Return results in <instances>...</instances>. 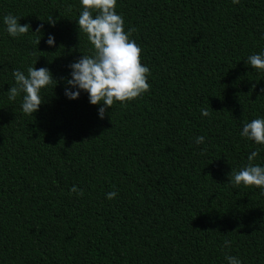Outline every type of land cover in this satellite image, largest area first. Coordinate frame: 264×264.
<instances>
[{"label":"trees","instance_id":"trees-1","mask_svg":"<svg viewBox=\"0 0 264 264\" xmlns=\"http://www.w3.org/2000/svg\"><path fill=\"white\" fill-rule=\"evenodd\" d=\"M81 11L0 0V264H264V189L229 179L257 149L264 167V145L240 135L264 118V70L248 64L264 53V0H117L151 87L103 118L86 91L65 95L69 64L95 52ZM9 13L26 35L8 34ZM30 66L58 83L26 115L8 90Z\"/></svg>","mask_w":264,"mask_h":264},{"label":"clouds","instance_id":"clouds-1","mask_svg":"<svg viewBox=\"0 0 264 264\" xmlns=\"http://www.w3.org/2000/svg\"><path fill=\"white\" fill-rule=\"evenodd\" d=\"M80 3L82 11L77 19L79 32L87 34L95 52L94 55L83 54L77 61L69 64L71 78L62 79H65L66 85L77 90L72 91L66 87L65 95L69 99H77L80 90L86 91L91 104H101L98 112L100 118H103L106 109L111 108L115 101L123 104L148 92L151 87L148 83V76L151 73L149 67L141 63L142 48L134 39H130L135 29L129 28L125 31L124 18L122 14L116 12L117 0H80ZM233 3L238 4L239 0H233ZM3 20L8 34L12 37L26 35L31 29L30 23L21 24L20 17L10 13L5 15ZM47 21L55 25L52 16ZM43 27L41 23L35 32L42 33ZM40 39L35 41L37 45ZM46 43L54 46V36L49 34ZM248 64L254 69L264 70V53L249 56ZM13 76L16 84L8 90V98L15 100L17 96L24 93L21 107L26 115H33L44 102L40 95L41 90L53 81L55 85L58 83L47 67L30 66L27 74L20 70H13ZM260 91L264 93V88ZM201 114L202 116L210 115L206 108L201 109ZM240 135L264 145V118H256L244 123ZM195 142L202 144L205 138L198 136ZM258 154V149L251 152L246 166L239 171L231 170L229 179L233 186H239L242 183L244 186L254 185L264 189V167L252 163ZM70 192L83 195V189L75 185L72 186ZM106 196L109 200L114 199L117 192H108ZM225 244L229 245L230 242L226 241ZM225 259L228 264H242L236 256L226 255Z\"/></svg>","mask_w":264,"mask_h":264}]
</instances>
